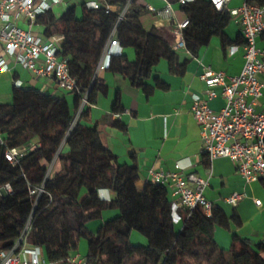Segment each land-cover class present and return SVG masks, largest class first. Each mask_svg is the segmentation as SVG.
Masks as SVG:
<instances>
[{
  "label": "trees",
  "instance_id": "obj_1",
  "mask_svg": "<svg viewBox=\"0 0 264 264\" xmlns=\"http://www.w3.org/2000/svg\"><path fill=\"white\" fill-rule=\"evenodd\" d=\"M177 1L172 0L190 20L183 36L193 56L213 36L228 43L229 12L217 11L208 0L186 5ZM246 1L264 6V0ZM127 2L111 0L108 14L89 9L84 2L80 8L68 7L60 16L49 12L38 19L36 25L44 37H63L58 54L67 60L79 91L71 93L73 107L65 98L16 86L12 102L0 103V188H11L0 196V251L12 250L29 227L27 244L41 248L54 264H68L81 240L88 246L86 264H264V244L253 245L235 235L228 251L218 246L213 235L217 226L231 230V224L241 225L239 218H229L219 207L212 217L201 208L180 210L183 226L176 232L167 187L154 182H147L143 190L137 187V165H120L103 146L98 126L85 123L90 107L75 121L83 94L90 90L89 101L94 104L102 90L97 66L112 38L122 49H134L135 60L124 53L112 55L107 70L128 79L147 96L155 88H168L159 79L154 80L155 88L147 84L161 59L169 61L171 72L184 73L164 34L156 27L149 31L143 27V6H132L119 20ZM261 40L264 44V34ZM113 110L122 111L119 99ZM114 125L123 127L118 122ZM13 148L25 149L27 154L11 163L6 155ZM57 161L61 170L52 175L49 166ZM205 163L210 165L208 159ZM261 184L264 187V180ZM41 186L44 193L30 196V189ZM101 190L113 192L116 199L102 200ZM111 209L118 215L96 234L91 232L87 224ZM133 232L145 237L147 246L133 245Z\"/></svg>",
  "mask_w": 264,
  "mask_h": 264
},
{
  "label": "crops",
  "instance_id": "obj_2",
  "mask_svg": "<svg viewBox=\"0 0 264 264\" xmlns=\"http://www.w3.org/2000/svg\"><path fill=\"white\" fill-rule=\"evenodd\" d=\"M68 1L66 0V3ZM88 1L91 0L81 2ZM238 1L242 4V0ZM177 12L181 19L185 17L179 10ZM232 21L225 29L229 39L226 45L219 36H213L209 44L200 49L197 56H193L187 50L177 52L178 64L184 66L182 75L171 72L169 61L161 59L147 84L155 88L154 80L159 79L168 88H155L149 96L120 75L113 74L107 69L98 72L103 87L96 93L95 103L90 107L89 118L85 122L88 126H98L103 146L116 156L120 165H137L139 174L137 187L140 190H143L147 182H152L150 171L174 172L179 162L185 167V174L194 173L202 178H209L210 184L205 193L207 199L212 201L215 207L222 209L229 218L236 216L241 221L240 226L231 224V230L220 226L215 228L214 239L218 246L226 251L231 248L235 235L248 239L253 245L264 244V187L261 182L246 183L229 158H218L209 166L206 165L207 156L203 154L200 127L191 106L194 96L202 98L207 96V86L201 78L205 68L223 71L229 77L237 76L243 70L244 41L240 35V26L233 18ZM141 23L147 31L152 27L159 29L146 11L141 15ZM159 30L171 46L174 40L172 27L165 26ZM35 34L44 37L43 31L41 34ZM258 46L264 48L261 38ZM1 50L0 46V52ZM122 53L127 55L130 61L135 60L134 49H122ZM11 68L10 72L0 74V98L11 95L15 81H20L22 88L36 89L42 93L65 98L73 107L74 96L62 91L54 81L35 77L20 65L12 63ZM258 78L264 80L262 75ZM222 90V87L215 88L218 94ZM117 99L122 108L120 112L113 110ZM224 106L225 101L221 97L209 102V107L214 111H220ZM115 122L123 127L115 126ZM60 170L61 164L57 161L53 165L52 175ZM167 189L172 201V187L167 185ZM101 191L99 195L102 200L116 199L113 192ZM236 193L244 194V199L233 207L227 204L225 199ZM256 200L261 201L260 206L255 205ZM117 215L118 211H104L97 222L87 224V227L94 232L96 228L99 229ZM174 225L176 232L181 231L182 221ZM131 243L145 247L148 241L141 234L139 236L133 232ZM87 247L81 245L73 256L86 260L84 254H87ZM42 258L47 261L43 250Z\"/></svg>",
  "mask_w": 264,
  "mask_h": 264
},
{
  "label": "built area",
  "instance_id": "obj_3",
  "mask_svg": "<svg viewBox=\"0 0 264 264\" xmlns=\"http://www.w3.org/2000/svg\"><path fill=\"white\" fill-rule=\"evenodd\" d=\"M144 1V0H143ZM163 7L157 8L151 4H143L138 0H128L119 20L134 5L143 6L150 14L156 26L161 29L170 26L173 29L174 40L171 47L174 51L186 50L183 30L190 25L187 17L180 18L174 11L172 0H158ZM195 0H178L177 4L186 5ZM219 12H229L240 26L244 41L245 64L242 72L229 77L223 71L205 68L201 76L207 86L206 98L194 96L191 111L200 127L203 154L211 163L218 158H229L234 162L237 173L246 183H257L264 180V48L258 46L259 39L264 34V6H255L244 0L237 8L230 9L231 0H208ZM111 0H91L86 2L89 9L111 12ZM66 3V0H0V74L10 72L11 64L20 65L35 77L49 79L58 88L67 93L79 91L78 81L73 77L67 60L60 58L58 52L63 40L62 36L46 38L33 32L38 19L54 8ZM26 23L29 29L20 27ZM122 48L115 39H110L103 57L97 66V74L109 67L112 55H120ZM16 87H21L20 81H15ZM222 87L220 94L215 88ZM90 90H87L80 102L75 121L84 108L91 107ZM218 97L225 101L220 111L209 107V102ZM260 108V109H259ZM3 139L0 136V145ZM26 150L11 149L6 158L15 163ZM54 164L49 166V173ZM185 167L179 162L176 171H150L151 181L167 187H172V221H182L180 210H195L201 208L207 217H212L215 204L207 199L205 193L209 186V178H202L194 173L185 174ZM11 191L10 185L0 188V196ZM44 186L30 189V196H40ZM244 199V194H233L225 199L226 203L236 207ZM261 205L260 200L255 201ZM29 227L21 239L10 251H0V264H54L42 258V249L29 246L26 242ZM68 264H86V260L78 256L68 259Z\"/></svg>",
  "mask_w": 264,
  "mask_h": 264
},
{
  "label": "rangeland",
  "instance_id": "obj_4",
  "mask_svg": "<svg viewBox=\"0 0 264 264\" xmlns=\"http://www.w3.org/2000/svg\"><path fill=\"white\" fill-rule=\"evenodd\" d=\"M82 0H69L67 3H65V4H63V5H59L60 7H55L54 8V10H53V12H54V14L56 15V16H60L68 7H70V6H74V5H77V7H81V4H82V2H81ZM142 2L143 4H145V3H147V4H151V5H153V6H155V7H157V8H161V7H163V4L162 3H160V2H158L157 0H138V2ZM243 2H244V0H242V4H243ZM241 4V2L240 1H238V0H233L232 1V3L230 4V6H229V8L230 9H234V8H237V7H239V6H241L242 5ZM174 11H178V6L177 5H174ZM232 23H234V21H232ZM145 25L147 26V24L145 23ZM20 27L21 28H23V29H26V30H28L29 29V26H28V24H26V23H20ZM33 32H35V33H39V34H41V32H42V28L40 27V26H38V25H36V26H34V29H33ZM1 99V103H11L12 102V97H11V95H8V96H3V97H1L0 98ZM259 183V182H258ZM106 211H108V212H116L117 210H115V209H111V210H106ZM94 222H97L96 220H93V221H90L89 223H88V225L91 223V224H93ZM97 231H98V228H96V230L93 232L94 234H96L97 233ZM136 234H138L139 236H140V234L138 233V232H136ZM87 246V242L85 241V240H81V242H80V246ZM84 255H86V253L84 254Z\"/></svg>",
  "mask_w": 264,
  "mask_h": 264
},
{
  "label": "water",
  "instance_id": "obj_5",
  "mask_svg": "<svg viewBox=\"0 0 264 264\" xmlns=\"http://www.w3.org/2000/svg\"><path fill=\"white\" fill-rule=\"evenodd\" d=\"M101 192H102V191H101ZM101 192H100V193H101Z\"/></svg>",
  "mask_w": 264,
  "mask_h": 264
}]
</instances>
